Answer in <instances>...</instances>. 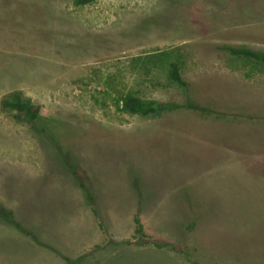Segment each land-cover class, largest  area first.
I'll return each mask as SVG.
<instances>
[{
  "label": "rangeland",
  "instance_id": "374dc122",
  "mask_svg": "<svg viewBox=\"0 0 264 264\" xmlns=\"http://www.w3.org/2000/svg\"><path fill=\"white\" fill-rule=\"evenodd\" d=\"M224 45L264 51V0H0V100L40 107L37 132L0 109V213L33 238L0 217V264H264V68ZM137 209L174 249L136 245Z\"/></svg>",
  "mask_w": 264,
  "mask_h": 264
},
{
  "label": "trees",
  "instance_id": "16d2710c",
  "mask_svg": "<svg viewBox=\"0 0 264 264\" xmlns=\"http://www.w3.org/2000/svg\"><path fill=\"white\" fill-rule=\"evenodd\" d=\"M95 1L96 0H72V5L74 7H83L90 5ZM219 50L227 53L232 57L252 61L256 65L264 68V51L254 50L246 46L233 47L228 45L220 46ZM166 73L167 80L171 84H174L183 92H186L188 83L183 79L180 73V64L178 61L169 62L166 67ZM116 105L122 112L131 115H138L143 118L154 116L157 114L171 113L178 110H191L201 113L207 112L206 108L192 102L189 99L180 104L175 101H156L143 99L132 93H126L119 97L116 101ZM0 109L6 113H15L13 118L16 122L27 124L31 130L35 132L38 131L36 123L40 119V107L34 104L30 99L24 98L20 92L14 91L4 96L0 100ZM70 172L73 174V177L78 183L80 189L84 192L87 206L89 207L94 218L98 221V225H100L92 194L90 193L86 185L81 181L80 177L74 173L73 169L70 168ZM0 217H2V219L6 223L11 225L16 231L31 238V234L27 230H25L20 223L13 221L10 215L0 213ZM133 223L134 231L131 239L136 240L135 243L137 246L144 247L147 245H152L158 250L167 248L174 249V247H171L170 245L153 241L150 236L145 233L144 226L139 216V209H137V212L134 215ZM31 239L33 240V238ZM130 243V240L121 242L122 245H130ZM183 255L185 257L188 256L186 252H183Z\"/></svg>",
  "mask_w": 264,
  "mask_h": 264
},
{
  "label": "crops",
  "instance_id": "0c3cea01",
  "mask_svg": "<svg viewBox=\"0 0 264 264\" xmlns=\"http://www.w3.org/2000/svg\"><path fill=\"white\" fill-rule=\"evenodd\" d=\"M247 47V46H246ZM240 59H242V58H240Z\"/></svg>",
  "mask_w": 264,
  "mask_h": 264
}]
</instances>
